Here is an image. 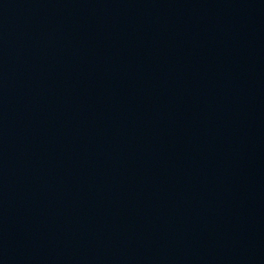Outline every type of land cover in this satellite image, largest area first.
<instances>
[{
	"label": "water",
	"instance_id": "water-1",
	"mask_svg": "<svg viewBox=\"0 0 264 264\" xmlns=\"http://www.w3.org/2000/svg\"><path fill=\"white\" fill-rule=\"evenodd\" d=\"M0 264H264V0L0 123Z\"/></svg>",
	"mask_w": 264,
	"mask_h": 264
}]
</instances>
